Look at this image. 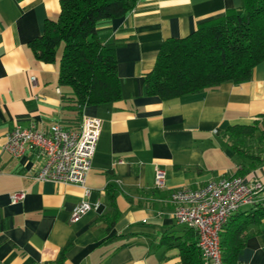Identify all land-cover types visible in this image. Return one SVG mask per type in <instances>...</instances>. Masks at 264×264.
Wrapping results in <instances>:
<instances>
[{"label": "crops", "instance_id": "obj_1", "mask_svg": "<svg viewBox=\"0 0 264 264\" xmlns=\"http://www.w3.org/2000/svg\"><path fill=\"white\" fill-rule=\"evenodd\" d=\"M240 5L137 0L125 16L98 21L97 39L114 50L120 98L78 109L70 88L58 84L60 53L46 63L29 46L45 20L56 19L59 0H0V264H182L179 244L197 236L175 223L167 197L236 176L243 159L229 149L225 131L254 120L264 127V61L247 81L169 99L146 94L144 76L164 40ZM83 115L101 119L85 182L96 208L72 222L82 188L36 180L42 157L15 158L3 146L16 124L77 129ZM156 168L165 174L162 188L154 185ZM240 177L262 184L255 204H264V162ZM19 190L25 197L11 203L9 194ZM255 207L242 206L224 228L227 237L240 227L245 234L237 264H264V211Z\"/></svg>", "mask_w": 264, "mask_h": 264}, {"label": "trees", "instance_id": "obj_2", "mask_svg": "<svg viewBox=\"0 0 264 264\" xmlns=\"http://www.w3.org/2000/svg\"><path fill=\"white\" fill-rule=\"evenodd\" d=\"M136 2L59 0L56 19H46L42 34L29 41L34 56L46 63L54 62L60 48L58 84L70 88L69 99L78 109L120 98L114 50L97 39L96 28L100 20L125 16ZM261 61L264 0H241L238 8L200 22L189 35L164 40L152 69L144 76V89L161 99L215 89L223 82L249 80ZM225 138L229 149L243 159L236 176L264 162V127L258 120L228 126ZM253 205L264 211V204ZM235 214L220 231L224 264H237L245 239L241 227L228 237L223 234ZM179 250L182 264H203L197 241L181 243Z\"/></svg>", "mask_w": 264, "mask_h": 264}, {"label": "built area", "instance_id": "obj_3", "mask_svg": "<svg viewBox=\"0 0 264 264\" xmlns=\"http://www.w3.org/2000/svg\"><path fill=\"white\" fill-rule=\"evenodd\" d=\"M34 85L35 78H30ZM101 129V119L81 117L77 129H67L58 123L47 130L36 127L33 122L23 126L16 124L7 134L4 150L15 158L27 153L42 157L34 174L39 181H52L80 186L83 197L75 205L70 220L77 221L84 213L96 208L87 200L90 189L85 186L91 167V159ZM164 171L155 169L154 185L164 186ZM262 190V184L246 183L240 176L209 179L200 187H179L172 190L167 201L172 205V216L176 224L195 231L197 246L206 264H224L220 231L228 219L242 206L253 204ZM25 191L9 194L11 203L20 202Z\"/></svg>", "mask_w": 264, "mask_h": 264}, {"label": "rangeland", "instance_id": "obj_4", "mask_svg": "<svg viewBox=\"0 0 264 264\" xmlns=\"http://www.w3.org/2000/svg\"><path fill=\"white\" fill-rule=\"evenodd\" d=\"M60 53V48H58L57 49V54H59ZM262 126H264V125H262ZM182 226H180V228H181Z\"/></svg>", "mask_w": 264, "mask_h": 264}]
</instances>
